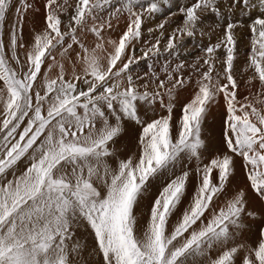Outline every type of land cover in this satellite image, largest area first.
<instances>
[{"label":"snow or ice","instance_id":"1","mask_svg":"<svg viewBox=\"0 0 264 264\" xmlns=\"http://www.w3.org/2000/svg\"><path fill=\"white\" fill-rule=\"evenodd\" d=\"M175 7L0 0V264H264V0Z\"/></svg>","mask_w":264,"mask_h":264},{"label":"bare ground","instance_id":"2","mask_svg":"<svg viewBox=\"0 0 264 264\" xmlns=\"http://www.w3.org/2000/svg\"><path fill=\"white\" fill-rule=\"evenodd\" d=\"M184 2V0H172V1H169L168 0V6L170 8H172V11H176V7L175 6H179V5H182ZM163 19V16L161 14H157L156 18L152 20L151 24H148L145 26V28L147 27H153L155 26L156 24L160 23L161 20ZM181 20V17L179 15H175V16H172L171 17V20H170V23H169V27H168V30L171 31V28L172 27H175V25L177 23H179V21ZM11 22V20H9V23ZM31 28V24H26L25 25V28H24V35H25V38H28L30 33H29V29ZM120 28L122 29L123 28V23H121L120 25ZM246 30V29H245ZM245 35L244 36H247L248 35V38L245 40V39H242L241 36H240V41H239V47H240V50L242 52V49H244L243 52L247 51L248 50V41H249V33L248 31L246 30L245 31ZM113 37L115 38L116 35H118V32L117 33H113L112 34ZM216 35H212L211 36V42H215L216 41ZM144 39L145 40H149L150 37L145 34L144 36ZM209 43V36L208 35H205L204 37H197L195 40H186L185 41V44L187 45V47L189 49H193V52H192V55L191 56H188V60L191 62L192 60L195 59V56L200 54L199 53V47L201 44H208ZM195 46V48H194ZM242 52V53H243ZM238 62L240 64H243L244 62V57L241 56L238 58ZM143 64V62H141ZM148 63H152V61H148ZM163 63V58H161V60L156 63L155 67L157 68V70L160 69V65ZM140 69H138L139 71ZM190 95H191V90H188V91H182L179 95V98L177 100V106H176V109H175V113H174V116L175 118H179L180 116V106L184 103H186L188 101V99L190 98ZM157 108V114H166L163 110L159 109V106L157 105L156 106ZM215 113H216V110L214 109L213 110V117H210L209 118V125L211 126L213 124V119L215 117ZM149 115L151 116L152 113H149ZM211 130V128H210ZM117 147L121 149V152L123 154H130V152L128 151L129 148H131V151H135V146H134V143L132 145H129L128 144V141H127V138L126 137H122L118 143H117ZM25 167V165L23 163H20L19 164V169L20 170H23V168ZM191 191V189H190ZM151 199V194H149L148 198L142 202L140 208L137 209V213L139 214L141 211H143L145 213L144 216H142L140 219H141V223L143 224L146 219H147V215H146V212H147V205L149 203ZM81 234L83 235L84 234V230L82 229L81 230ZM85 239H90V237H88L87 235H85Z\"/></svg>","mask_w":264,"mask_h":264},{"label":"rangeland","instance_id":"3","mask_svg":"<svg viewBox=\"0 0 264 264\" xmlns=\"http://www.w3.org/2000/svg\"><path fill=\"white\" fill-rule=\"evenodd\" d=\"M169 1H172V0H169ZM246 30H247V29H246ZM246 30L244 29V30L240 33L241 38H242V39H245V40L248 38V35H247V36H244L245 33H246V32H245ZM243 51H244V49H242V52H243Z\"/></svg>","mask_w":264,"mask_h":264}]
</instances>
